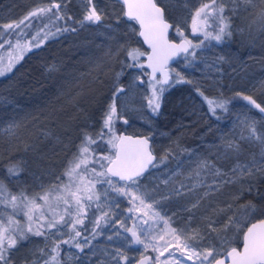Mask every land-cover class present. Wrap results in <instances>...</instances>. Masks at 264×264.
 Returning a JSON list of instances; mask_svg holds the SVG:
<instances>
[{
	"label": "rangeland",
	"instance_id": "rangeland-1",
	"mask_svg": "<svg viewBox=\"0 0 264 264\" xmlns=\"http://www.w3.org/2000/svg\"><path fill=\"white\" fill-rule=\"evenodd\" d=\"M156 1L165 9L166 17L173 24L175 40L181 39L175 30L177 26L194 44L203 39L201 35H193L191 16L193 10L205 0ZM224 2L231 7L230 0ZM53 3L61 4V15H68L72 11L75 20L78 21L84 20L86 10L91 7L87 0H14L9 2V7L2 8L5 10L0 13L2 14L0 22L4 23V26L0 28V37H3L4 43L3 47H0L2 58L0 67L6 69L9 61L13 62L11 71H6L5 74L15 71L17 64L36 48L37 41L43 40L39 46L43 45L49 31L53 29L52 33L57 32L48 20V16L57 12V9L53 8L52 12L37 16L28 15L33 10L50 7ZM94 4L103 13L102 21L97 24L84 22L82 30L72 35L73 37L67 36L72 39L67 42L69 44L65 52L48 57L53 59V63L46 65L44 63L46 57L44 55L41 57L39 62L42 63L40 67L42 78L39 79L40 81L43 79V82L38 84H42L45 90L50 88L49 93L44 92L43 101L37 95L30 100L24 97L27 100L23 98L22 104L18 103L20 96L16 94L18 97L15 98L12 84L7 88L9 92L0 90V165L8 160L23 162L24 172L28 174V178L21 181L25 180L39 188L41 185L47 186L62 173L67 161L77 151L79 143L84 138V132L92 134V137L100 142L91 145L96 149L97 156L109 154L111 149L106 141L110 134L103 139L99 138V134L103 127L104 113L112 102L113 92L122 86L125 93L120 94L121 98L117 102L119 118L115 121V134L119 135L120 131L124 130L146 135L152 141V149L157 155L156 162H159L158 167H152L140 178L142 190L147 191L152 200L159 202L157 208L171 217L175 222L174 226L177 227H183L190 215L184 209L199 199V207L193 209V212L196 216L194 224H198L206 235L202 246L215 245L221 254L235 247L242 242L243 232L247 226L264 215V174L258 173L255 177L238 179L235 183L224 185L220 192L201 199L207 189L204 186L193 189V184L198 181L194 169L198 157H208L215 161L218 167L229 171L235 161L217 158L221 137L238 136L240 129L234 125L245 116L256 119L258 124H264V114L237 96L234 98L237 102L233 105L231 114L229 116L224 114L219 121H214L209 116L208 104L204 99L205 95L212 98L224 97L226 93L241 92L255 99L258 97L256 100L264 104V45H262L264 31H260L256 25L250 26L252 18L241 12L239 16L233 18V31H236L241 39L237 48L232 49V44L229 47L225 43L217 44L211 41L208 47L195 49V57L188 56L186 61L183 55L169 68L174 69L170 72L171 82L156 85L157 89L163 87L166 91L160 95V108L154 114L147 99L152 96V88L149 87L151 79L147 69L126 66L132 63L127 57L130 48H139L147 52L139 38L137 24L124 16L123 6L116 0H94ZM26 16L27 20L24 19ZM21 20L24 23L19 28L5 27L9 24L16 25ZM18 36L22 37L21 48L15 47ZM33 37H36V40H33ZM8 42L13 47H9ZM29 42L33 46L24 47ZM242 44L247 48L240 49ZM17 56L21 58L17 60ZM73 58L76 61L68 63ZM140 61L144 63V57H140ZM186 63L190 66L186 67ZM177 72L187 82L173 83V78H177ZM117 73H122L118 82ZM186 83L194 85L196 92L205 93L202 100L191 94L192 88ZM174 91L178 92V102L186 104L183 115L189 116V120L166 131L158 125L156 117L165 96ZM37 101L46 104V107L39 110L35 107ZM49 104L52 107H49ZM65 106L67 109L69 107L67 114V109L62 110ZM53 107L55 109L50 111L49 109ZM104 131L107 133V129ZM46 133L48 135H45ZM259 152L258 145H244L240 159L250 160L253 155L259 159ZM199 179L211 182L214 178L202 176ZM181 185L185 187L181 188ZM175 189H180L183 194L178 195ZM110 195L116 196L115 193ZM117 198L120 207L115 211L119 220L125 221L127 227H132L133 221L128 219L133 215L127 211L131 207L128 199ZM229 204L232 205L231 208H227ZM250 205H255L257 211L252 216H247L245 213L250 210ZM221 208L225 209L224 213H220ZM229 215L239 219L240 224L228 231L226 236L220 228L213 232L207 227L209 219L222 226ZM19 218L23 220L22 215ZM91 228L92 224L83 234L89 235ZM117 230H121L119 222L115 225H105L101 234L92 241L93 250L97 252L105 248L111 250L113 242L107 237ZM124 236L131 239L127 233H124ZM67 238V235L63 236V239ZM114 240L119 243L117 238L114 237ZM54 241L58 243L59 237L46 241L43 236L30 235L26 241H21L11 250V264H32L35 259H39L40 264H43L47 257L40 254V249L50 250ZM169 252L180 255L174 248H169ZM141 253L144 256L150 255L151 258L157 255L151 249L145 252L142 246H134L127 252L131 264H136L141 258ZM76 255L82 259L75 260L73 257ZM89 255H91L89 248L79 253L75 248L60 244L61 264H96L100 257L92 256L91 261L83 259ZM167 256L168 252H165L161 260Z\"/></svg>",
	"mask_w": 264,
	"mask_h": 264
},
{
	"label": "snow or ice",
	"instance_id": "snow-or-ice-1",
	"mask_svg": "<svg viewBox=\"0 0 264 264\" xmlns=\"http://www.w3.org/2000/svg\"><path fill=\"white\" fill-rule=\"evenodd\" d=\"M87 2L91 7L86 10L84 20L80 22L81 25L84 22L91 24L101 22L103 13L95 6L94 0H87ZM117 2L123 4L124 15L128 20L135 21L139 25L138 35L151 49V53H147L139 48H130L127 55L132 63L126 66L151 69L149 87L152 88V96L147 99L154 114L160 108V95L166 91L163 87L157 89L156 85L169 83L170 72L174 69L166 70V68L172 57L184 53V59L187 61L188 56H196L195 49L208 47L211 41L217 44L224 43L233 35V18L239 16L241 12L247 13L252 18L250 26L256 25L260 31H264V0H230L231 7L224 0H205L193 10L191 16L193 35L203 36V39L195 44L185 37L179 26L175 30L181 37L180 42L171 43L169 41L168 30L172 25L165 19V10L158 6L156 0H117ZM53 8L58 11L48 16L52 26L57 32L70 30L68 26L61 27L55 23L61 19H72L71 16L61 15L60 3L33 10L28 15L37 16L50 13ZM24 19L27 20L28 17ZM23 23L24 21L21 20L16 25L9 24L5 27L19 28ZM51 35L55 33L49 31L45 38ZM32 39L36 40V37ZM21 42L22 37L18 36L15 47L21 48ZM42 42L43 40L37 41L35 46L39 47ZM3 43V37H0V47H3ZM8 43L9 47H13L10 42ZM32 46L30 42L24 45L26 48ZM144 56H147L146 65L140 61V57ZM20 58L16 57L17 60ZM220 59L223 60V57ZM0 64H2V58H0ZM185 66L190 65L186 63ZM12 67L13 62L10 60L6 69L0 67V76L6 71H11ZM158 72L160 73L159 78L156 75ZM121 74L117 73V82ZM176 77L173 78V83L187 82L178 72ZM121 93H125V88L122 86L117 87L113 92L112 102L104 113L103 127L99 134L100 139L110 134L106 141L111 149L109 154L97 156L96 149L91 147L96 143V139L85 134L77 151L64 166L62 173L47 186L41 185L39 191L30 192L26 188H21L14 192L3 179H0V264H11V250L15 249L21 241H26L30 235L43 236L46 241L59 237V242L54 241L50 250L40 249V254L47 257L43 260V264H61L60 244L75 248L79 253L89 248L91 255L83 259L91 261L92 256H99L96 264H131V258L127 252L134 246H142L145 252L151 249L157 253L152 258L141 253L139 264H145V261H151V264H186L189 261L191 264H264V218L251 223L243 232L242 249L231 247L226 255L222 256L215 245L202 246L206 235L198 224H194L196 216L193 212V209L199 207V199L184 209L190 215L183 227L174 226L175 222L172 218L157 208L156 205L159 202L152 200L150 194L142 190L140 181L149 166L155 168L159 164V162L154 163L156 158L148 138L133 139L130 136L115 134V121L119 118L117 102L121 98ZM201 95L203 96V93ZM236 96L246 101L259 113L264 114V104L258 102L253 96L244 95L241 92H237ZM204 99L208 104L209 113L217 119H220L218 110L228 111L229 100L207 96ZM125 123H127L126 120ZM234 126L239 127V135L221 137V144L217 148L218 159L235 161L229 171H224L208 157L197 158L194 171L198 181L192 187L193 189L198 186L206 187L207 191L201 199L220 192L224 185L235 183L238 179L255 177L258 173L264 174V124H258L256 119L245 116L239 119L238 124ZM104 129H107V133ZM244 145H258L259 159L253 155L250 160H241ZM22 171V162H10L7 168L10 178H18ZM202 176H212L214 179L207 182L206 179H199ZM183 187L185 186L181 185V188ZM249 190H251V185H249ZM174 191L178 195L183 194L180 189ZM111 193H115L116 196H111ZM117 197L128 199L131 207L127 211L133 214L128 217L133 221L132 227H127L125 221L119 220L115 211L120 207ZM231 207L232 205H227V208ZM93 209L95 211H92ZM219 211L224 213L225 209L221 208ZM256 211V206L250 205V210L246 211L245 215L252 216ZM21 215L23 220L19 218ZM113 217L117 219L114 220ZM85 221L92 224L89 235L83 234L88 228ZM117 222L120 223L121 230L107 237L113 242L111 250L108 248L100 252L93 250L92 241L101 234L103 227L115 225ZM239 224V219L234 215H229L222 226L218 225L215 220L209 219L207 227L213 232L220 228L226 236L228 231ZM124 233L129 234L131 239L124 236ZM64 235L68 238L63 239ZM114 237L119 243L114 240ZM169 248H174L180 255L177 256L176 252H169ZM165 252H168V256L161 260ZM73 258L82 259L78 255ZM32 264H40V260L35 259Z\"/></svg>",
	"mask_w": 264,
	"mask_h": 264
},
{
	"label": "trees",
	"instance_id": "trees-1",
	"mask_svg": "<svg viewBox=\"0 0 264 264\" xmlns=\"http://www.w3.org/2000/svg\"><path fill=\"white\" fill-rule=\"evenodd\" d=\"M11 1H14V0H0V8H1L0 13L2 10H5V9H2L3 7L7 8L10 6L9 2H11ZM165 14H166V12H165ZM0 15H2V14H0ZM63 16H65V17L71 16L72 19L71 20L61 19V20H57L56 23H60L61 27L68 26L70 28V30L64 31V32H56L55 34L58 33L57 36H53V35L47 36L44 44L39 46V47H36L35 49H33L34 51L32 50V52L28 53V55L24 58V60L21 61L19 64H17L15 71L13 73L9 72V73L0 77V90L1 91L6 90L5 92L7 93V91L9 92V89H7V88H10V86L13 85L12 88H14V89L12 92L15 93V98L20 96V98L17 101L18 103L22 104V102H23L22 100L24 97H26V98H28V100H30L32 97H35L37 95L39 97H41V100L43 101L44 92L46 91V93H49L48 91L50 90V88H47V90H45L42 87V84L41 85L38 84L39 82L41 83V81L43 82V79H41V81L39 79V78H42L41 77L42 71L40 69L42 63L39 62L41 60V57L43 58V55H44V57H46V60L44 61V63H46V65L53 63L54 62L53 59L48 58V57L54 56V55H57L60 53L63 54L62 52H65L66 48L68 47L69 43H67V42L70 41V39H72V38H70V39L67 38V36L70 35L71 37H73L72 35L79 32L80 30H82L84 23H83V25H81L80 22L83 20L82 19H80L79 21L75 20V16L73 15L72 11L68 15H63ZM0 18H1V16H0ZM3 26H4V23L0 22V28H2ZM71 29H75V30H71ZM41 36H42V34H41ZM239 37L240 36L238 35V33L236 31H233L232 37L230 39H227L224 43L227 44V46H229V47L232 44V49H235V48H237L236 46L238 45V43H240V41H241V39ZM171 38L172 39L176 38L175 34H173V32H171ZM262 45H264V43ZM242 48H247V47L245 44H242V46L240 45V49H242ZM256 49H259V48H256ZM252 54H256V53L252 52ZM127 57H128V55H127ZM72 61L74 62L76 60H74V58H73L72 60L68 61V63L72 62ZM47 83H49V82H47ZM186 84L191 86V88H192L191 94L193 96L195 95V96L199 97L200 100H202L203 96L201 95V93H203L204 95H205V93L204 92H196V90H194L195 89L194 85L189 84V83H186ZM236 93L237 92L226 93V95L224 97L222 96V98L229 100V103L227 105L228 111L224 112V111L218 110L219 117H222V115H224V114H226L228 116L231 114L230 112L234 108L233 105L235 104V102H237L234 100V98L236 97ZM177 95H178V92L174 91V92H169L165 96V99L162 103L160 112H159L158 116L156 117V119L158 121V125L166 131H168V130L170 131L173 127L180 125L182 123H187V121L189 120V116L186 117L183 115V114H185L184 113L185 112L184 107L186 104L183 102H178V96L179 95L178 96ZM25 100H27V99H25ZM42 105H43V107H42ZM35 107H37L39 110H42V108L46 107V104H41L37 101ZM49 107H52L51 104H49ZM54 109L55 108L53 107V108H50L49 110L53 111ZM66 109H67V107L65 106V107H63L62 110H66ZM68 111H69V107L66 111V114ZM36 113H37V111H36ZM208 113H209V111H208ZM34 115H40V114H34ZM209 116H211V118L214 121L220 120V119H217L215 116H212L210 113H209ZM65 117L68 118V116H65ZM123 131L121 130L120 132H123ZM124 132H126V131H124ZM128 132L136 134L133 131H127V133ZM84 133L88 134L90 136H93L90 133H86V132H84ZM85 134H84V136H85ZM96 143H100V142L96 141ZM98 146H97V148H98ZM92 148H93V146H92ZM100 149L101 148H99V151H100ZM103 150H105V149H103ZM108 152H109V150H108ZM6 157L8 158V156H6ZM10 162H21V161H18V160L4 161L3 164L0 165V179H3L9 185V187L12 189V191H14V192L19 191L21 188H26L30 192L40 190L41 187L37 188L34 185H31L30 182H26L25 180L21 181L24 178L25 179L28 178V174L24 172L25 167L23 165V162H22L23 171L21 172L20 176L18 178H10L8 176V173H7V168L9 166ZM17 180H19V182ZM93 211H95V210H93ZM260 218H264V215L257 218V220ZM85 223L88 226L91 225L90 223H88V221H86ZM85 232L86 231H84V233ZM237 245H239V244H237Z\"/></svg>",
	"mask_w": 264,
	"mask_h": 264
},
{
	"label": "water",
	"instance_id": "water-1",
	"mask_svg": "<svg viewBox=\"0 0 264 264\" xmlns=\"http://www.w3.org/2000/svg\"><path fill=\"white\" fill-rule=\"evenodd\" d=\"M117 1V0H116ZM157 2V1H156ZM119 3V2H118ZM122 6H123V4L122 3H120ZM158 4V3H157ZM158 6H161L160 4H158ZM162 7V6H161ZM163 8V7H162ZM123 9H124V7H123ZM164 9V8H163ZM125 16V15H124ZM126 18H127V16H125ZM128 19V18H127ZM165 19L167 20V22L168 23H170L171 25H172V27H170L169 28V30H168V39H169V41L171 42V43H179L180 42V40L181 39H179V40H175V39H172L171 38V32H172V28H173V24L166 18V14H165ZM135 22V21H134ZM136 23V22H135ZM137 24V23H136ZM137 26H138V28H139V25L137 24ZM139 32V31H138ZM139 38H140V40H141V42H142V44H143V46L146 48V50H147V53H151V49L150 48H148V45L147 44H145L144 43V41H143V38L142 37H140L139 36ZM190 51H191V49H190ZM183 55H185L184 53H180L178 56H174V57H172L169 61H168V63H167V68H166V70H168L177 60H179ZM144 64L146 65L147 64V56H144ZM146 69H147V71H148V73H149V78H150V75H151V69H149V68H147V67H145ZM157 77L159 78L160 77V73L158 72L157 74ZM170 80H171V75H170V78H169V82H170ZM119 135L120 136H130V137H132L133 139H142V138H148L146 135H144V134H131V133H127V132H120L119 133ZM148 140H149V145H150V147L152 148V141L148 138ZM152 151H153V149H152ZM153 154H154V156H155V161H154V163L157 161V155H156V153L153 151ZM152 167L151 166H149V169L143 174V176L151 169ZM117 179V178H116ZM254 222H257V220H254V221H252L251 223H254ZM250 223V224H251ZM250 224L248 225V226H250ZM247 226V227H248ZM245 231H246V229H245ZM242 247H243V238H242V243H241V246L240 247H238L239 249H242ZM230 249V248H229ZM228 249V250H229ZM226 252H227V250L222 254V256L223 255H226ZM145 256H147V257H150L151 258V256L150 255H145ZM141 260V258L136 262V264H139V261ZM151 263V261H145V264H150Z\"/></svg>",
	"mask_w": 264,
	"mask_h": 264
},
{
	"label": "flooded vegetation",
	"instance_id": "flooded-vegetation-1",
	"mask_svg": "<svg viewBox=\"0 0 264 264\" xmlns=\"http://www.w3.org/2000/svg\"><path fill=\"white\" fill-rule=\"evenodd\" d=\"M241 243H242V242H240L239 245H237V246H235V247H240V246H241ZM227 250H228V249H227ZM224 252H225V251H224ZM224 252H223V253H224ZM223 253H222V254H223Z\"/></svg>",
	"mask_w": 264,
	"mask_h": 264
}]
</instances>
